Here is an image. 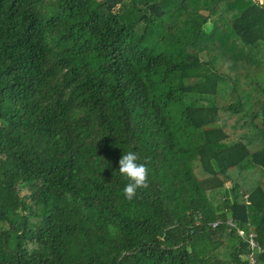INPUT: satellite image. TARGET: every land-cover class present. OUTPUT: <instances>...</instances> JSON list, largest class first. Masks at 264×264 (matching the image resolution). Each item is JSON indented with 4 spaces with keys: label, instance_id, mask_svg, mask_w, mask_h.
Wrapping results in <instances>:
<instances>
[{
    "label": "trees",
    "instance_id": "16d2710c",
    "mask_svg": "<svg viewBox=\"0 0 264 264\" xmlns=\"http://www.w3.org/2000/svg\"><path fill=\"white\" fill-rule=\"evenodd\" d=\"M129 149L151 168L132 201ZM250 254L264 264V0H0V264Z\"/></svg>",
    "mask_w": 264,
    "mask_h": 264
},
{
    "label": "clouds",
    "instance_id": "9594fccd",
    "mask_svg": "<svg viewBox=\"0 0 264 264\" xmlns=\"http://www.w3.org/2000/svg\"><path fill=\"white\" fill-rule=\"evenodd\" d=\"M118 166V173L127 180L122 188L124 199L132 201L150 187V162L147 159L142 161L140 154L135 150L129 149L124 152Z\"/></svg>",
    "mask_w": 264,
    "mask_h": 264
},
{
    "label": "built area",
    "instance_id": "2783aa9c",
    "mask_svg": "<svg viewBox=\"0 0 264 264\" xmlns=\"http://www.w3.org/2000/svg\"><path fill=\"white\" fill-rule=\"evenodd\" d=\"M220 224L219 222H214L211 224L212 228H216ZM225 225L228 227L229 230L234 231L236 236L241 239V241L246 242L250 245V248L252 250L257 249L258 252H262L261 249H259L257 243L255 242V236L253 233H246L243 229L238 228L237 224L234 223L232 220H228ZM248 261L250 264H254L255 259L253 257V254H250L247 256Z\"/></svg>",
    "mask_w": 264,
    "mask_h": 264
}]
</instances>
